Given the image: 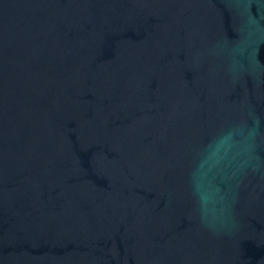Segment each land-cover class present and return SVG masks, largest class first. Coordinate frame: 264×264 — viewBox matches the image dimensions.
Masks as SVG:
<instances>
[{
  "label": "water",
  "instance_id": "water-1",
  "mask_svg": "<svg viewBox=\"0 0 264 264\" xmlns=\"http://www.w3.org/2000/svg\"><path fill=\"white\" fill-rule=\"evenodd\" d=\"M0 264H264V0H0Z\"/></svg>",
  "mask_w": 264,
  "mask_h": 264
}]
</instances>
